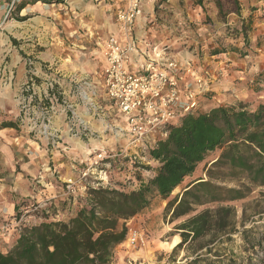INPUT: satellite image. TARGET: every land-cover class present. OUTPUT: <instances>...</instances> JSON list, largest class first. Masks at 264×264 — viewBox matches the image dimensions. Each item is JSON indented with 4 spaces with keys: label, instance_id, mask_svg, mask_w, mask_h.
<instances>
[{
    "label": "rangeland",
    "instance_id": "374dc122",
    "mask_svg": "<svg viewBox=\"0 0 264 264\" xmlns=\"http://www.w3.org/2000/svg\"><path fill=\"white\" fill-rule=\"evenodd\" d=\"M48 1L0 0V98L5 103L0 107V174L25 172L36 187V196L18 198L12 213L0 212L2 253L12 249L24 228L74 215L91 188L134 190L158 165L148 160L146 148L127 146L118 132L104 130L97 116L78 115L73 100H82L81 81L62 77L67 69L63 62L71 59H83L82 73L89 72L87 62L93 64L90 54L96 45L87 31L97 32L103 21L97 10L103 8L115 21L130 0ZM152 1L153 15L146 26L162 30L159 41L176 59L184 50L200 73L208 67L200 59L211 52H233L243 61L236 68L242 79L240 73L231 78L228 72L224 77L228 82L218 87L220 75L212 77L209 91L200 95L198 110L238 102L251 109L264 105V0H202L200 5L193 0ZM20 4L25 6L17 12ZM14 136L22 146L15 144ZM99 153L103 159L96 161ZM217 153H208L167 198L154 196L125 222L126 239L114 251V264H173L169 255L174 240L180 239L174 227L182 219L171 222L165 206L189 182L205 178ZM17 156L24 161L13 163ZM40 180L51 181L50 192L38 189L45 188ZM259 190L246 201L256 198ZM242 203H233L238 213ZM257 224L263 230L264 219Z\"/></svg>",
    "mask_w": 264,
    "mask_h": 264
},
{
    "label": "trees",
    "instance_id": "16d2710c",
    "mask_svg": "<svg viewBox=\"0 0 264 264\" xmlns=\"http://www.w3.org/2000/svg\"><path fill=\"white\" fill-rule=\"evenodd\" d=\"M155 135L147 149L148 159L158 164L151 177L128 192L91 188L85 204L67 220L24 228L12 249L0 252V264H114V251L126 239L125 222L154 196L167 198L213 151L218 155L205 178L189 182L165 206L171 222L182 219L174 227L180 239L169 261L264 264V228L257 224L264 219V105L251 109L238 102L192 110ZM257 189L258 196L246 201ZM239 201L240 213L233 205Z\"/></svg>",
    "mask_w": 264,
    "mask_h": 264
},
{
    "label": "built area",
    "instance_id": "2783aa9c",
    "mask_svg": "<svg viewBox=\"0 0 264 264\" xmlns=\"http://www.w3.org/2000/svg\"><path fill=\"white\" fill-rule=\"evenodd\" d=\"M142 12V0H130L125 9L116 13V25L124 40L114 34L105 39L97 90L103 96L102 101L124 121L123 127L113 129L123 143L148 149L154 143L153 135L164 125L174 124L182 115L200 107V95L209 91L213 76L197 72L195 64L188 59L165 55L169 52L166 46L153 47L150 57L138 67L133 66L132 56L137 51L134 24ZM81 83L79 95L82 98L84 91L92 95V100L86 103L96 116L99 108L94 106L92 98L96 91L88 80ZM95 156L96 161L103 159L101 153Z\"/></svg>",
    "mask_w": 264,
    "mask_h": 264
},
{
    "label": "crops",
    "instance_id": "0c3cea01",
    "mask_svg": "<svg viewBox=\"0 0 264 264\" xmlns=\"http://www.w3.org/2000/svg\"><path fill=\"white\" fill-rule=\"evenodd\" d=\"M74 1L79 2V0H74ZM125 5L126 4H124V6ZM97 13L99 16L102 17V20H103L101 24L98 26V31L95 33L87 31L88 34H90L89 37L95 40L94 43L96 45V48L92 49L91 50L92 52L90 54L93 64H88L87 62V65L89 66V72L82 73L83 70H86L85 66L82 65L83 59L79 62L74 61V59L72 61L71 59V62H66V61L63 62V67L67 69L65 70L66 74H63L62 77H63V81L65 80L64 77H67L68 79H72L71 81H82L84 79L88 80L93 85L94 90L96 91L95 95L92 98H93L94 106L96 108H99L97 112L98 115H96L98 120H101L102 122L101 124L104 130L105 129L115 130L114 128L115 126H119V128L123 127L124 121L118 118L117 114L105 104L106 102L102 101L103 96L101 93H99L97 89L100 86V76H101V70L103 68L102 48H103V43L105 39L109 35H112V34L118 36L121 40H124V38L120 35L115 21L112 20V18L106 14L103 8L98 9ZM151 15H153V1L144 0L143 1V12L140 16L136 18L135 24H134L133 39L135 40L137 44V51L132 56L131 63L135 67H138V65L142 64V62L148 56L150 57L151 49L153 47H157L159 49L166 45L165 43H163L164 41L162 42L159 41L160 36H162L163 34L162 30L157 31L155 30L154 26H149V27L146 26L147 17L150 18ZM99 32H101L103 36H100ZM179 54H180L179 60L188 59L184 50L179 52ZM234 54L235 53L229 52V51H218L213 54L211 53L206 54L200 60L202 64H205V66H208V67L207 69L203 68L200 71L208 72L210 76H216L217 74L220 75L221 78L219 80L220 83L218 84V87L228 82L224 80V77H226L225 75L228 72L230 73L229 77L231 78H234L237 75V73H240L239 78L242 79L243 73H241L236 68L240 67L241 62L243 61L237 58H234L235 57V56L233 57ZM165 55L173 56L174 54L171 51H169ZM83 64H85V62H83ZM81 86H82V83H81ZM82 94H84V96L87 98H85L84 101L83 100L77 101L76 98L73 100L75 102L73 103V105L76 108L75 111L78 115H86V116L92 117L94 116L95 111L91 107H88L86 103L92 100L91 99L92 95L90 96L86 91H84ZM75 100L77 101V103ZM3 104L5 103L0 98V107ZM10 105L11 106L13 105L12 101ZM209 105L210 104H204L202 107H206ZM13 107L15 108L14 105ZM99 111H101L102 113H100ZM84 121L87 123V120H84ZM89 125L94 130L97 131L98 129L97 126H93L92 124H89ZM14 140H15L16 145L18 146L23 145L19 137L14 136ZM25 140L27 139L25 138ZM136 152H137V149L134 151V153ZM217 155L218 153L215 155V157ZM17 158H18L17 159L18 161H16V158L13 157V163H19V161H24L22 157L17 156ZM132 158H136V156H133ZM27 162L28 161H26V163ZM23 166L28 167V164H24ZM27 175L28 174L25 172H16L10 175L0 174V212L5 213L6 211L8 213H12V211L14 210L15 204L17 202L16 200H18V198L33 197V194L34 196H36L35 194L36 187L35 186L32 187V182H29ZM42 184L47 190H45V188L43 189L42 188L43 186L42 187L38 186V189L45 193L50 192L49 191L50 189L48 186L51 185V181L43 180Z\"/></svg>",
    "mask_w": 264,
    "mask_h": 264
},
{
    "label": "bare ground",
    "instance_id": "6f19581e",
    "mask_svg": "<svg viewBox=\"0 0 264 264\" xmlns=\"http://www.w3.org/2000/svg\"><path fill=\"white\" fill-rule=\"evenodd\" d=\"M82 98L85 99V98H87V97H85L84 94H82ZM88 99H89V98H88ZM175 189H176V188H175ZM174 242H175V240H174Z\"/></svg>",
    "mask_w": 264,
    "mask_h": 264
}]
</instances>
